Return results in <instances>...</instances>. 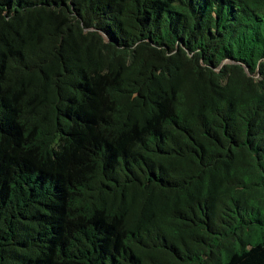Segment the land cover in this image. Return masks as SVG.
<instances>
[{"label":"trees","instance_id":"1","mask_svg":"<svg viewBox=\"0 0 264 264\" xmlns=\"http://www.w3.org/2000/svg\"><path fill=\"white\" fill-rule=\"evenodd\" d=\"M0 264H264V0H0Z\"/></svg>","mask_w":264,"mask_h":264}]
</instances>
